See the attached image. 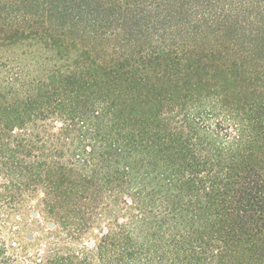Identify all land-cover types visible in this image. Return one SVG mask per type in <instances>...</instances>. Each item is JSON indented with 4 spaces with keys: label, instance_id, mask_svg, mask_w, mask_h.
Wrapping results in <instances>:
<instances>
[{
    "label": "trees",
    "instance_id": "16d2710c",
    "mask_svg": "<svg viewBox=\"0 0 264 264\" xmlns=\"http://www.w3.org/2000/svg\"><path fill=\"white\" fill-rule=\"evenodd\" d=\"M0 264H264V0H0Z\"/></svg>",
    "mask_w": 264,
    "mask_h": 264
},
{
    "label": "rangeland",
    "instance_id": "374dc122",
    "mask_svg": "<svg viewBox=\"0 0 264 264\" xmlns=\"http://www.w3.org/2000/svg\"><path fill=\"white\" fill-rule=\"evenodd\" d=\"M21 223L23 227L22 236H25L27 233L40 235L47 227V222L41 219L39 215L32 214L31 211L25 212V218Z\"/></svg>",
    "mask_w": 264,
    "mask_h": 264
}]
</instances>
